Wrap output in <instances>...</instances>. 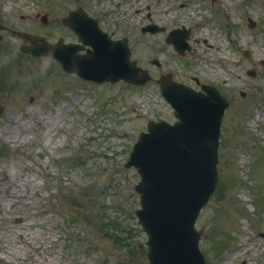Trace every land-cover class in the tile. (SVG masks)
Returning a JSON list of instances; mask_svg holds the SVG:
<instances>
[{
  "label": "rangeland",
  "instance_id": "374dc122",
  "mask_svg": "<svg viewBox=\"0 0 264 264\" xmlns=\"http://www.w3.org/2000/svg\"><path fill=\"white\" fill-rule=\"evenodd\" d=\"M75 3L101 18L106 13L108 28L124 30L133 57L153 79L144 85L90 82L61 71L53 58L23 56L11 40L28 41L5 31L0 264H149L148 235L135 213L140 175L125 162L151 119H176L157 82L162 73L197 87V79L213 83L230 100L218 162L227 186L196 224L207 263L224 264L234 252L230 264H264V0H0V19L46 40H73L55 11L64 15ZM198 4L215 23L208 25L202 13L197 17ZM151 19L165 29L142 33ZM180 22L191 28L185 54L165 42ZM222 42L231 59L222 60L223 51L213 48ZM252 68L255 75L248 74ZM3 85L11 89L1 90ZM218 244L225 247L216 252Z\"/></svg>",
  "mask_w": 264,
  "mask_h": 264
},
{
  "label": "water",
  "instance_id": "95a60500",
  "mask_svg": "<svg viewBox=\"0 0 264 264\" xmlns=\"http://www.w3.org/2000/svg\"><path fill=\"white\" fill-rule=\"evenodd\" d=\"M80 26L82 39L90 41L82 21ZM91 43L95 49L85 56L78 55L72 44H35L26 50L53 55L67 71L97 81L124 77L137 82L149 77L146 71L139 77L140 68L130 65L128 51L118 55L97 47L95 40ZM161 83L181 120L175 125L151 122L150 132L141 136L132 152L129 164L138 166L142 173L137 189L143 208L138 215L149 233L151 264H205L194 223L216 186V141L226 103L212 88H207L210 94L205 96L183 85H165L166 80Z\"/></svg>",
  "mask_w": 264,
  "mask_h": 264
},
{
  "label": "bare ground",
  "instance_id": "6f19581e",
  "mask_svg": "<svg viewBox=\"0 0 264 264\" xmlns=\"http://www.w3.org/2000/svg\"><path fill=\"white\" fill-rule=\"evenodd\" d=\"M208 44L211 45L212 43H211V42H208ZM211 46H212V45H211ZM213 48H217V49H220V50L223 51V53L220 54V57L222 58V60H226L227 58H228V59H231L230 54L227 55L226 52L224 53V50L227 49V48L225 47V45L223 44V42H222L221 48H218L217 46H214V45H213ZM203 55L207 57V56H208L207 51H205ZM22 237L24 238L23 235H22ZM256 249L258 250L259 247H256ZM242 250H243V248H238V251H242ZM233 253H234V252L230 253V255H228V256L226 257V259H225V263H224V264H230L231 259H232V256H233Z\"/></svg>",
  "mask_w": 264,
  "mask_h": 264
}]
</instances>
